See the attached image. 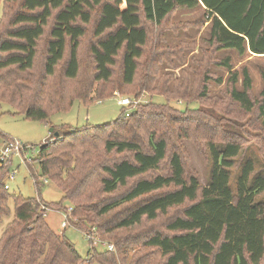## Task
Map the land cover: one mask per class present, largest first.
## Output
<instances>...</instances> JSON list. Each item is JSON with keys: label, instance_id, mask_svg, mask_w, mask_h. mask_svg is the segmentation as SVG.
I'll use <instances>...</instances> for the list:
<instances>
[{"label": "trees", "instance_id": "1", "mask_svg": "<svg viewBox=\"0 0 264 264\" xmlns=\"http://www.w3.org/2000/svg\"><path fill=\"white\" fill-rule=\"evenodd\" d=\"M17 3L8 22L4 26L0 22V107L7 104L28 121L46 122L51 115L68 111L75 100L88 106L94 86L73 91L77 93L73 99L61 82H54L61 64L64 78L77 80L81 41L91 24L97 39L90 48L94 82L115 84L118 67L120 90L135 87L137 95H156L164 102L142 104L129 117L122 113L106 125L77 129L62 141L64 134L52 127V139L41 146L39 165L41 179L53 181L63 194L62 202L53 206L40 197L9 194L4 182L10 168L0 162V227L12 219L0 236V264H117V250L126 263L136 248L139 255L131 264H153L155 256L163 258L162 264H261L264 202L257 199L264 193V176L252 178L255 165L249 159L241 168L236 191L231 186V170L246 145L244 129L220 116L215 99L208 95L213 78L202 62L192 60L198 68L190 67L196 79L202 77L199 81L191 82L185 69L180 80L161 74L163 66L184 67L187 55L183 48H163L161 43L147 53L150 33L144 24L160 27L177 10L200 8L211 22L209 46L214 53L264 56V0H0V12L2 6ZM46 33L44 72L37 75L39 42ZM213 63L230 74L229 100L246 113L258 105L264 118V100L256 103L250 97L249 71H242L239 91L232 59ZM213 81L224 83L222 77ZM112 97L113 93L103 94L99 99ZM188 97L211 105L185 110L172 106L174 100L188 102ZM186 141L208 152L212 168L206 186L189 166ZM34 163L26 162L40 196L43 181L34 173ZM65 202L72 204V216L83 221L80 227L71 221L70 227L103 240L184 208L166 223L167 233L121 237L115 233V252L96 251L83 259L65 233H56L44 217L46 209L66 211Z\"/></svg>", "mask_w": 264, "mask_h": 264}, {"label": "rangeland", "instance_id": "2", "mask_svg": "<svg viewBox=\"0 0 264 264\" xmlns=\"http://www.w3.org/2000/svg\"><path fill=\"white\" fill-rule=\"evenodd\" d=\"M18 7V3L2 6L0 12V22L2 26L8 22V18L17 11ZM95 16H97V14ZM52 25L53 20L49 22V27ZM144 25L150 33V42L147 47V53L153 49L154 45L161 43L163 48H183L187 55V63L184 67L176 66L170 68L168 66H163L161 68V74H173L174 79L180 80L182 69H185L189 72L191 76L190 80L192 82V80L194 81L196 78L192 75L190 69L198 68V64L192 62V60H196L203 63L201 66L205 68V71L211 74L213 80L219 77L223 78L224 83L221 86L217 85L213 80L208 82V95L210 98L215 99L214 101L217 103L216 109L221 113L220 116L232 120L244 129V137L246 140V145L236 160V166L231 170V186L233 190L236 191L237 179L241 168L249 159L253 160L255 165V171L252 178L254 179L257 175L264 176V118L260 115V112L257 109L258 105L251 113H246L241 110L239 106L233 104L231 100H229L227 94L231 90V84L229 83L230 74L225 69L217 67L213 63L216 60H222L226 57L232 59L233 72H236L239 75V83L236 86L239 91L243 90L242 71L247 69L252 81L250 97L253 102L261 103L264 100V56H255L247 53L243 57H240L233 51L214 53L213 49L209 46L211 22L208 20L205 11L200 8L195 10H177L160 27L156 25H148L147 23ZM48 39L49 36L46 33L39 42V50L34 68V73L37 75L44 72V61ZM96 42L97 39L93 35V25L91 24L88 27L87 34L81 41L79 52L80 73L77 80L75 82L66 80L63 75V64H61L57 70V80L54 82L55 85H59L61 82L62 85L66 87L65 93L70 95L73 99L77 97V93L81 88L87 91L94 86V93L90 92L88 95V103L91 102L88 106H85L79 100H75L68 111L55 113L51 115L46 122H32L26 120L23 115L17 114L9 105H1L0 134L6 135L7 140L10 138L16 139L23 144L31 145L35 148L34 151L26 152L25 159L26 161L33 160L35 162L33 171L36 176L39 177L40 181H43V185L40 187L39 196L30 168L25 162H22L21 159L13 157L12 165L10 162L8 163L9 165L7 164L5 166L6 168H10V172L5 179V183L8 184L10 188L8 190L9 194L22 195L25 199H37L40 197L42 202L49 206L62 202L63 194L55 183L53 181H47L46 183L44 179H41L42 172L39 165V161L42 160L40 156L41 146L52 139V127L57 128L62 134H64L60 138V141H62L65 134H70V132L76 131L77 129L102 126L117 120L123 113V108L119 105L120 99L134 98L136 100H142V104L164 102L161 97H157L156 95H154V97H151L148 94L137 95L138 93L135 92V90L137 91L135 87H123L122 90H120L118 86L121 87V81L119 78L118 67L115 69V84L103 86L102 84L95 83L93 73L94 61L90 48L92 44ZM197 79L198 81L202 80V77L200 76ZM70 85L73 87L69 88ZM73 91H77V93L73 94ZM200 92L201 91L199 90V93ZM112 93V98L104 101L99 99L103 97V94L108 95ZM188 98V102L180 99L174 100L172 106L180 110H185L187 107L190 109H198L206 108V106L211 105V103L206 100H200V98L199 100H195L194 97ZM226 112L227 115L224 114ZM185 146L190 168L196 172L202 186L208 185L212 162L211 159H209L207 150L200 148L189 141L185 142ZM14 171L16 172L15 178H8ZM257 200L264 202V193ZM64 204L66 206H72L69 202H65ZM183 208L184 207L174 208L170 210L167 215H162L155 221H146L144 224L131 231H118L114 234L117 237H121L126 234H135L139 236L151 231H164L167 233L165 231L166 223L175 215L179 214ZM11 210L12 213H14V203H11ZM11 220V218L5 219L4 224L0 227V236L7 223ZM45 220L56 233H65V236L74 244L76 250L83 259L90 258L91 254L96 251H107L105 245L112 244L114 246L117 241L113 237L114 234L105 235V237H103L105 240L100 239L97 235H91V241L93 243L92 247L89 246L86 237L88 234L79 231L77 229L78 227H69L66 230L61 229V212L50 211L47 213ZM81 222H83L82 217L74 218V224L76 223V225L79 226V223ZM103 223L104 222L101 224ZM95 241L97 242L96 245ZM115 250L114 246L113 252H115ZM116 252L117 264H131L133 257L136 259L139 255V250L136 248L134 251L130 252L128 260L125 263V255L118 253V250ZM162 262V257L155 256L153 264H162ZM261 264H264V260Z\"/></svg>", "mask_w": 264, "mask_h": 264}, {"label": "built area", "instance_id": "3", "mask_svg": "<svg viewBox=\"0 0 264 264\" xmlns=\"http://www.w3.org/2000/svg\"><path fill=\"white\" fill-rule=\"evenodd\" d=\"M119 105L123 108V115L125 117H129L133 110L136 109L138 106L142 105V100H136L134 98H124L120 99ZM34 147L31 145L23 144L19 140L16 139H2L0 138V162L6 166L8 163H12L13 157H17L22 160V162H27L25 159V154L28 151H34ZM10 163V164H11ZM9 165V164H8ZM16 175V172H12L11 175H9L8 178L14 179ZM47 183V181H45ZM4 189L8 191L9 185L4 182ZM45 209V207H43ZM46 212H50V210L46 209ZM62 215V220L60 222V227L63 230H66L71 226V221H74V217L72 216L73 208L72 206H68L66 211H60ZM47 215H44L46 218ZM86 235V234H85ZM87 240L91 241V235H86ZM97 242L95 241V245ZM106 250L113 252L114 246L106 244L105 245Z\"/></svg>", "mask_w": 264, "mask_h": 264}, {"label": "water", "instance_id": "4", "mask_svg": "<svg viewBox=\"0 0 264 264\" xmlns=\"http://www.w3.org/2000/svg\"><path fill=\"white\" fill-rule=\"evenodd\" d=\"M55 137H56V139H59L60 138L58 133L55 134Z\"/></svg>", "mask_w": 264, "mask_h": 264}, {"label": "crops", "instance_id": "5", "mask_svg": "<svg viewBox=\"0 0 264 264\" xmlns=\"http://www.w3.org/2000/svg\"><path fill=\"white\" fill-rule=\"evenodd\" d=\"M9 222H10V221H9ZM9 222H8V223H9ZM8 223H7V224H8ZM58 234H62V233L59 232Z\"/></svg>", "mask_w": 264, "mask_h": 264}]
</instances>
